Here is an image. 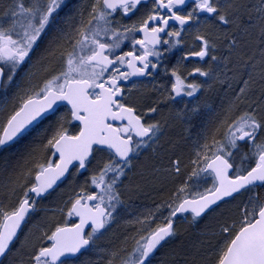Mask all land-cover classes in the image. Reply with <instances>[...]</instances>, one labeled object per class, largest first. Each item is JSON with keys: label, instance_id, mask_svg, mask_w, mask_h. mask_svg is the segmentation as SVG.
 Wrapping results in <instances>:
<instances>
[{"label": "snow or ice", "instance_id": "6c2138e0", "mask_svg": "<svg viewBox=\"0 0 264 264\" xmlns=\"http://www.w3.org/2000/svg\"><path fill=\"white\" fill-rule=\"evenodd\" d=\"M186 30L198 50L169 67ZM192 57L207 66L185 71ZM13 85L0 150L49 123L0 159V264H264V0H0V91ZM145 189L152 206L133 212ZM40 211L48 227L20 240ZM118 221V242L97 243Z\"/></svg>", "mask_w": 264, "mask_h": 264}, {"label": "flooded vegetation", "instance_id": "af4514ba", "mask_svg": "<svg viewBox=\"0 0 264 264\" xmlns=\"http://www.w3.org/2000/svg\"><path fill=\"white\" fill-rule=\"evenodd\" d=\"M77 2H78V0H70V3L71 4H75ZM189 3H191V0H189ZM148 7H150V4L148 5ZM65 11H67V10H65ZM61 15H64V12H62ZM139 15H140V13H137V15L131 17V19H123L121 22L122 23H125V24H130V23H132L133 20L137 19V17ZM47 39H48V37H45L44 41L41 42L40 48L37 49L36 52L33 54V59L36 58V56L38 55V53L46 45ZM124 50H128V49L125 48ZM189 50H198V47L195 44H193V42H192L191 31L190 30H186V35H185V38H184V42L182 44H180V45H177L176 48H174L172 50V52L167 55L166 63L168 64L169 67H171L172 65H174V64L177 63V61L184 55V52L185 51H189ZM206 62H207V58H205V60H200L199 58L192 57V58H189L186 61H183V67H184L185 71H191V69L193 67H195V66H205L206 67V65H207ZM17 80H19V77H17ZM144 83L147 84V86L149 88L151 87L150 82L145 81ZM142 91H143V88H141V92ZM15 92H16V86L15 85H13L11 88H9L7 90V92L0 91V105H3L5 103V101H6V98H5L4 101H1L2 95L6 94L7 100H10L11 97H12V95ZM63 111H64V109L61 108L60 109V112L62 113ZM1 113L2 112H0V116H1ZM57 114H59V113H57ZM51 119H55V117H51ZM48 123H49L48 120L43 121L42 123L39 124L38 127L34 128L33 130H31L29 132L30 135L32 133H38ZM145 156H150V150L148 152H146L144 156H141L140 157V162H144ZM86 175H87V173H84V175L79 176L78 177V181H82L84 179V176H86ZM71 181H72V177L69 176L68 179L64 180V182L61 183L59 185V187H57L56 190L50 196L46 197L44 200L41 201V207L42 208H47L49 210H56L58 208V206L61 204V202L64 199V197L67 196L68 191H69V188H70ZM56 197H60V198H58L57 201H54V199ZM43 213L45 214V212L40 211V212H37L36 214H34L28 220V223L23 226V231H24V229H26L30 225L31 222H36L37 220H39L40 217H42ZM49 213H53V211H49L47 213V215H49ZM56 213H57L56 214L57 215V218H59L60 214L58 212H56ZM38 214H39V216H36ZM68 220H69L70 223H76L78 221L77 218H68ZM61 223H63V220H61ZM112 230H113V225H112V228H110L109 231L107 233H105V235L103 237H101L100 240L97 243H100L102 246H108L110 243H112V241L110 240V238L106 237V235L107 234L109 235L110 232H112ZM23 231L20 233V236L23 234ZM18 242H17V245H16L17 247L19 246V243ZM92 259H96V256L93 255L92 256Z\"/></svg>", "mask_w": 264, "mask_h": 264}, {"label": "trees", "instance_id": "16d2710c", "mask_svg": "<svg viewBox=\"0 0 264 264\" xmlns=\"http://www.w3.org/2000/svg\"><path fill=\"white\" fill-rule=\"evenodd\" d=\"M246 51H248L249 54L251 53V49H247ZM258 55H259V53L257 52V56ZM229 99H230V95L225 90V88L221 87V86H217L216 91H214L209 97V103L211 105H213L214 110L218 111L228 102ZM211 115H212L211 113H205L204 116L202 117V119L205 122H207V120H209L211 118ZM2 118H3V113H1V116H0V119H2ZM183 127H186V126L183 125ZM36 135H37V133H32L31 135H30V133H28L24 137L20 138L17 142L12 144L7 150H0V159H3L6 157L7 159H9V161L15 162L18 158H20L23 155L26 147L34 140ZM205 186H207V185H205ZM145 192L147 194H141L138 197L134 198L130 202L132 205L133 212L140 211L142 208L152 206V200L151 199H152L153 195L150 194L151 190L145 189ZM58 198H60V197H56L54 199V201H57ZM222 207H227V206H222ZM56 214L57 213H55V215ZM52 215H53V213H49L48 216H52ZM36 216H39V214ZM56 217H57V215H56ZM208 222H209V218L205 217L203 220H201L199 222V225L189 227L188 233L182 239L183 240V246L186 250H188L189 252L192 250L189 246L191 244H193L199 238L198 237L199 231L201 229H203L205 227V225L208 224ZM120 223H121V221H118L117 224H113L112 232H110L109 235L108 234L106 235V237L110 238L112 243L118 242V238L122 232V228L117 226ZM33 225H34V223L32 224V228L27 227L26 229H24L23 234L20 236V240H23L24 234L28 230L29 231L32 230L33 232H35L38 229H43V228L48 227V222L45 219V214L43 213L42 217H40V219L36 221V225L35 226H33ZM157 256L159 257L160 253H157Z\"/></svg>", "mask_w": 264, "mask_h": 264}, {"label": "bare ground", "instance_id": "6f19581e", "mask_svg": "<svg viewBox=\"0 0 264 264\" xmlns=\"http://www.w3.org/2000/svg\"><path fill=\"white\" fill-rule=\"evenodd\" d=\"M184 128L185 127H183V125H176L175 127L171 128V129H169L167 131V135L169 137H171L172 139H177V138L185 137V136H187V133L184 131ZM150 194L153 195L152 193H150ZM151 200H153V197H152ZM181 239H183V237Z\"/></svg>", "mask_w": 264, "mask_h": 264}, {"label": "rangeland", "instance_id": "374dc122", "mask_svg": "<svg viewBox=\"0 0 264 264\" xmlns=\"http://www.w3.org/2000/svg\"><path fill=\"white\" fill-rule=\"evenodd\" d=\"M5 98H6V100H7V97H6V94H4V95H2V97H1V101H4L5 100ZM64 198H66V197H64ZM131 207H132V205H131ZM123 218L124 219H127L128 218V216L127 215H125V216H123ZM32 224L34 223V225L33 226H35L36 225V222H31ZM30 223V225L28 226V228H32V224ZM29 231V230H28ZM28 231L27 232H25V233H28ZM175 243H177V242H174V244Z\"/></svg>", "mask_w": 264, "mask_h": 264}, {"label": "water", "instance_id": "95a60500", "mask_svg": "<svg viewBox=\"0 0 264 264\" xmlns=\"http://www.w3.org/2000/svg\"><path fill=\"white\" fill-rule=\"evenodd\" d=\"M78 222V221H77Z\"/></svg>", "mask_w": 264, "mask_h": 264}]
</instances>
